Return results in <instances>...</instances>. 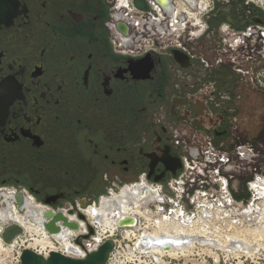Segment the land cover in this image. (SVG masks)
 Here are the masks:
<instances>
[{
    "label": "flooded vegetation",
    "instance_id": "flooded-vegetation-1",
    "mask_svg": "<svg viewBox=\"0 0 264 264\" xmlns=\"http://www.w3.org/2000/svg\"><path fill=\"white\" fill-rule=\"evenodd\" d=\"M13 4L0 24V230L15 218L56 243L44 223L62 214L89 232L82 244L100 211L112 208L115 217L145 190L142 201L150 197L148 184L166 183L180 170L168 167H183L209 145L250 147L257 156V85L264 84L257 24L264 18L245 0L216 3L199 39L131 51L110 27L114 0ZM118 23L125 24L116 21V31L130 37ZM237 37L244 45L232 49Z\"/></svg>",
    "mask_w": 264,
    "mask_h": 264
},
{
    "label": "built area",
    "instance_id": "built-area-1",
    "mask_svg": "<svg viewBox=\"0 0 264 264\" xmlns=\"http://www.w3.org/2000/svg\"><path fill=\"white\" fill-rule=\"evenodd\" d=\"M142 1L145 4L144 9L139 8L135 0H114L113 22L122 21L127 24L131 28V36L121 35L116 31L113 22L110 27L116 34L117 45L127 51H131L132 47L134 49L143 48L144 43L151 49L156 41L175 40L182 36L199 39L207 28L203 21L204 18L212 11L216 3L220 1L227 4L229 0H195L194 7L186 0H171L173 7L171 14H168L155 0ZM245 3L264 10V6L258 0H245ZM257 15H260L258 9ZM250 32L254 33V30L248 29L247 32L249 37H254ZM243 45V37L234 38L230 44L232 49H238ZM179 46L181 47L180 44ZM258 48H260V52L257 50L258 56L261 55L264 58V25L257 24ZM257 156L250 147L240 146L229 152L209 145L197 157L184 158L183 167L176 176L170 178L166 183L148 184L150 187L158 189L160 195L156 200L157 204L148 210L152 214L153 220L168 218L169 222H181L182 225L186 224L185 220H192L189 229L195 231L197 230L195 227L205 228V237L214 239L215 236V240H218L216 236L223 235V238H227L228 233L235 231L240 233L248 224L253 226L256 217L255 219L251 217L252 215L247 213L249 211L247 208L255 210L259 204H262L260 201L264 200V174L257 171ZM241 183H244V185L242 184L244 187L240 186ZM243 190L247 192V202H244L243 199L242 201L237 200ZM245 215H249L246 223L243 222L246 219ZM135 219L137 227L136 225L123 228L118 226L116 231L107 238L98 236L97 231L96 233L94 231L90 240L83 241L82 244H79L77 240L88 235L89 232H73L72 237L70 236L71 241L79 246L80 254H60L73 259H85L88 254L96 251L102 244L110 240L113 242V249L105 264H119L120 262L135 264L127 262L130 253L129 247L132 248L135 241L126 239L127 234H142L143 232L140 225V220L143 218ZM25 235L17 237L10 243L11 246L15 245L13 249L14 262L8 264H21V256L25 249L21 238H24ZM50 238L57 241L51 236ZM207 247H210L209 250L212 249L210 245ZM198 251L197 249L193 254L195 258L201 256V252ZM50 253V250L43 251L39 252V255L47 259ZM215 255L220 258L218 264L228 263L224 255L223 260L219 254ZM195 258L188 262L186 257L182 256L177 259L171 258L169 263H165L162 259V262L159 263L208 264V262H212L217 264L214 256L211 255L208 260L203 258L200 262ZM251 264L253 263L251 262Z\"/></svg>",
    "mask_w": 264,
    "mask_h": 264
},
{
    "label": "bare ground",
    "instance_id": "bare-ground-1",
    "mask_svg": "<svg viewBox=\"0 0 264 264\" xmlns=\"http://www.w3.org/2000/svg\"><path fill=\"white\" fill-rule=\"evenodd\" d=\"M258 1L264 6V0ZM151 190L153 194L150 197H147L142 201L143 197L150 194L149 190H145L143 192V196L139 197L136 202L132 203L133 206H131V203H128V205L122 204V209L113 212L115 217L112 215V211L114 209H112V205H110L111 209H107L102 212L100 211V217L96 219V223H99V225L98 227H95V229L97 230L98 236L104 238L110 237L116 231L118 228V222L122 217H141L146 220V226L144 227L142 234L130 233L126 235L127 240L135 241L133 247H129L130 253L127 257V262L135 264H148L154 263L155 261L162 262L164 257L177 259L182 256H191L196 253L197 249L199 250L198 252H201L202 254L206 252L212 255L211 251H209L210 247H207L208 245L212 247L211 250L221 252L222 254L224 253L223 255L225 256V260L229 264H247L248 262L258 264V262L264 258L263 226L261 227L262 230H259V227L256 229H250L253 226H249L250 224H248L247 227L242 229L240 233L235 231L233 233H228L229 235L227 238H223L222 235L218 237L216 236L218 240H215V236L214 239H211L209 237H205V228L195 227L197 229L195 231L189 229V225L192 223V220H185V225H182L181 222H169L168 218L153 220V216L148 210L151 206L157 204L156 200H158L160 195L157 191L158 189L151 187ZM137 193H140V190L139 192L135 191L134 196H132L133 199L136 195H138ZM121 202L122 201H120V203ZM247 209H249L247 213L252 215L251 217H254V219L256 217L255 224L258 222L260 224H264V201L261 205L259 204V207L255 210L252 208ZM245 218V221L243 220L244 223L247 222L249 215H245ZM12 220H15L16 222L14 221V223L21 225L25 230V237L28 238L27 243L22 240L25 249H32V251L34 250L37 254L41 251L48 252L49 250L50 252L63 254H80L79 246L71 241V235L73 232H79L78 230H69L64 232L57 238L59 242L53 243L47 239V234L40 233L32 225L28 224L25 229V227L20 224L17 219L14 218ZM4 226L5 224L1 225L0 237ZM68 234L69 237L67 238ZM29 238L32 240H29ZM14 247L15 245H5L4 240H0V262L11 263V261H8L5 257L9 258V254L13 253ZM214 258L218 264L220 262V258L217 255H215ZM147 259L150 261H146ZM119 264H125V262H120Z\"/></svg>",
    "mask_w": 264,
    "mask_h": 264
},
{
    "label": "water",
    "instance_id": "water-1",
    "mask_svg": "<svg viewBox=\"0 0 264 264\" xmlns=\"http://www.w3.org/2000/svg\"><path fill=\"white\" fill-rule=\"evenodd\" d=\"M14 0H0V24L7 23L9 19H11V11L15 7L13 4ZM159 3L163 9L168 13L171 14L173 11V7L171 4V0H155ZM191 6H195V0H186ZM136 5L143 9L145 7L142 0H135ZM119 31H121L124 35L128 34V28L123 23H118L117 25ZM174 57L177 62H182L183 55L179 52H174ZM182 164L176 162L172 164L171 167H168L174 175L176 172L181 169ZM96 216V212L93 211V216ZM46 219L49 220V224L46 225L44 223V229L48 233L49 236L57 239L61 236L64 232L71 230L77 231L79 229L76 223L69 222L62 214L57 216L54 215H46ZM62 221L64 223L63 229L61 227H57L56 222ZM136 225L135 218L123 217L119 222L118 226L120 228L123 227H131ZM25 234L24 228L17 224V223H9L4 226L2 231L1 237L5 243L10 244L12 243L17 237L22 236ZM113 249V242L108 240L104 244H102L96 251L88 254L85 259H73L66 257L58 252H51L49 257L46 259L45 257L35 253L30 249H24L22 256H21V264H105L107 262L109 253Z\"/></svg>",
    "mask_w": 264,
    "mask_h": 264
},
{
    "label": "rangeland",
    "instance_id": "rangeland-1",
    "mask_svg": "<svg viewBox=\"0 0 264 264\" xmlns=\"http://www.w3.org/2000/svg\"><path fill=\"white\" fill-rule=\"evenodd\" d=\"M257 9L260 12V14L262 15V17L264 18V10L262 8H259V7H257ZM257 50L260 52V48H258ZM259 62H261V63L259 64ZM257 64H259L260 67L261 66L264 67V58H262L261 55L258 56V53H257ZM263 83H264V80H263ZM218 149H220V148H218ZM221 150L232 152L231 150H223V149H221ZM257 155H258L257 156V165H256L257 171L259 173L264 174V84H262L261 86L257 85ZM133 184H137V183H133ZM133 184H131V185H133ZM242 184L244 185V183H241L240 186L244 187ZM128 186H130V184ZM120 191H118L116 193L119 194ZM242 199L245 200L244 202L248 201V196H247L246 190L245 191L243 190L241 193V196L237 197L238 201H240V200L242 201ZM263 201L264 200H261L260 202H263ZM140 225H141V228L144 229V227L146 226V221L141 219ZM262 226L264 227V224H262V223L260 224L258 222L257 224L253 225V227H251L250 229H256L257 227H259L260 229L259 228L258 229L262 230L261 229ZM94 231L96 233L97 230H94ZM22 240L25 241V240H27V238L24 237ZM209 251H211V253H212L211 256L215 257V254H219V256H221V260H223V255L221 252H217V251H213V250H209ZM12 254H9V258L5 257V259H7L8 261H11L13 263L14 261H13V255ZM200 255H201L200 258H198V256L195 258L194 255L186 257V261L190 262L194 258L197 259L199 262L202 261L203 258H206L208 260L210 253L205 252L204 254L200 253ZM170 260H172V259L168 258V257L163 258V261L165 263H169ZM8 263L9 262H0V264H8ZM211 263L208 262V264H211ZM148 264H150V263H148ZM154 264H160V263L155 262ZM212 264H214V263H212ZM227 264H229V263H227ZM232 264H236V263H232ZM247 264H251V262H248ZM258 264H264V258H262L258 262Z\"/></svg>",
    "mask_w": 264,
    "mask_h": 264
}]
</instances>
